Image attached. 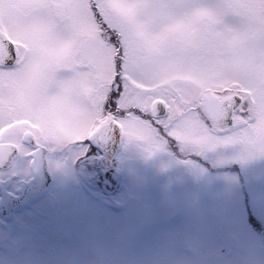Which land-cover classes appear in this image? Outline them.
<instances>
[{
	"label": "snow or ice",
	"instance_id": "6c2138e0",
	"mask_svg": "<svg viewBox=\"0 0 264 264\" xmlns=\"http://www.w3.org/2000/svg\"><path fill=\"white\" fill-rule=\"evenodd\" d=\"M117 132L264 156V0H0V160Z\"/></svg>",
	"mask_w": 264,
	"mask_h": 264
},
{
	"label": "rangeland",
	"instance_id": "374dc122",
	"mask_svg": "<svg viewBox=\"0 0 264 264\" xmlns=\"http://www.w3.org/2000/svg\"><path fill=\"white\" fill-rule=\"evenodd\" d=\"M223 152L233 157L223 164L238 158L245 163L250 220L264 230V156H255L251 163L239 145L223 147ZM128 166L129 198L123 197L124 205L117 211L104 209L83 223L92 233L93 246L83 243L86 230L80 229L79 235L73 230L72 211L66 209L57 218L52 207L43 209V232L40 217L0 227V264H264V234L248 225L235 174L193 175L187 184L179 179L170 194L172 190L161 191L167 183L150 174L154 165ZM180 193L190 196L183 201ZM204 193L207 201L201 200Z\"/></svg>",
	"mask_w": 264,
	"mask_h": 264
},
{
	"label": "flooded vegetation",
	"instance_id": "af4514ba",
	"mask_svg": "<svg viewBox=\"0 0 264 264\" xmlns=\"http://www.w3.org/2000/svg\"><path fill=\"white\" fill-rule=\"evenodd\" d=\"M117 134L109 138H94L81 145L63 149L44 150L32 157L17 152L0 160V227L8 228V224L19 225L26 217H40L43 232V209L48 211V208L55 207L57 218H62L64 210L67 209L74 214L73 221L76 225L73 230L78 235L80 229L86 230L82 233L86 236L83 243L93 246L92 233L83 223L87 222V218L94 219L104 209L117 211L124 205L123 197L129 198L126 178L130 163L136 169H146L154 165L150 174L165 181L167 184L162 186L161 191L172 190L170 194L176 192L180 180L187 184L193 175L202 177L218 172L235 174L237 184L242 189L241 203L243 210L248 213V225L251 230L264 234V230L257 228L250 220V196L246 189L249 181L245 163L238 161V158L223 164L224 160L233 158L231 152L224 153L223 147H218L216 152L209 153L205 150L192 155L190 150L182 151L179 146H165L162 150L149 153L142 142L127 141L120 134L116 140ZM45 155L49 173L43 164ZM158 157L163 160L156 165L154 161ZM253 158H249L251 163ZM40 159L41 166L38 168L36 164ZM249 170L254 180L255 165L251 164ZM49 179L51 184L43 192ZM188 195L180 193L179 197L184 201ZM173 200L174 197L171 198ZM201 200L207 201V194H201ZM220 252L225 253V249L220 248Z\"/></svg>",
	"mask_w": 264,
	"mask_h": 264
},
{
	"label": "water",
	"instance_id": "95a60500",
	"mask_svg": "<svg viewBox=\"0 0 264 264\" xmlns=\"http://www.w3.org/2000/svg\"><path fill=\"white\" fill-rule=\"evenodd\" d=\"M118 133V132H117ZM119 133L117 134L116 136V140L119 139ZM43 164L45 165V169L47 168V172H48V165H47V159H46V155L44 156V160H43ZM41 166V159L38 160L37 164H36V167H40ZM49 173V172H48ZM51 184V180L49 179V182L48 183H45L44 187H43V192L46 190V188H48Z\"/></svg>",
	"mask_w": 264,
	"mask_h": 264
},
{
	"label": "trees",
	"instance_id": "16d2710c",
	"mask_svg": "<svg viewBox=\"0 0 264 264\" xmlns=\"http://www.w3.org/2000/svg\"><path fill=\"white\" fill-rule=\"evenodd\" d=\"M226 169V168H223V170Z\"/></svg>",
	"mask_w": 264,
	"mask_h": 264
}]
</instances>
